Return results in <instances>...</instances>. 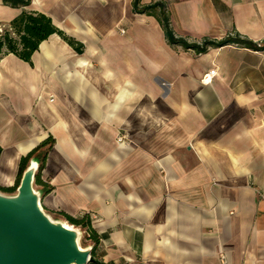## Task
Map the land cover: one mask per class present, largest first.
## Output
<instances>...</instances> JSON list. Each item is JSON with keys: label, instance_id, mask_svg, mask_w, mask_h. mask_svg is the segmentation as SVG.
Listing matches in <instances>:
<instances>
[{"label": "crops", "instance_id": "1", "mask_svg": "<svg viewBox=\"0 0 264 264\" xmlns=\"http://www.w3.org/2000/svg\"><path fill=\"white\" fill-rule=\"evenodd\" d=\"M156 1L189 43L264 44V0ZM24 9L81 50L55 33L0 60V185L52 136L43 205L90 213L102 264H264V48L170 45L133 0H0V25Z\"/></svg>", "mask_w": 264, "mask_h": 264}, {"label": "water", "instance_id": "2", "mask_svg": "<svg viewBox=\"0 0 264 264\" xmlns=\"http://www.w3.org/2000/svg\"><path fill=\"white\" fill-rule=\"evenodd\" d=\"M39 165L37 158L30 160L15 194L0 192V264H86L88 257L95 262L94 245L79 244L80 229L45 211L43 190L34 187Z\"/></svg>", "mask_w": 264, "mask_h": 264}, {"label": "trees", "instance_id": "3", "mask_svg": "<svg viewBox=\"0 0 264 264\" xmlns=\"http://www.w3.org/2000/svg\"><path fill=\"white\" fill-rule=\"evenodd\" d=\"M6 5L11 7L26 8L30 6L31 0H3ZM142 0H133V9L138 13H146L155 16L165 32V36L170 45H181L186 49H194L198 54L205 53L210 47H221L229 44H237L239 46L260 49L264 48V44L259 46L256 42L242 36L239 33H234L221 40L215 41L211 39H204L201 43H189L185 38L177 37L172 27L170 14L167 5L163 1H156L153 4L144 6ZM13 32L5 30L0 35V60L5 54L14 53L19 58L31 62L33 53L39 48L40 44L49 38L52 34H59L70 45L77 50H81L79 43L72 37H69L62 30H60L54 23L50 16L45 13L31 11L24 9L22 14L16 18L10 25ZM55 139L49 136L42 141L37 147L30 151L26 156H23L20 163L19 175L14 186H1L0 190L13 194L17 192V188L22 179L23 173L26 170L30 160L37 158L39 160V169L36 175L35 184L43 188V192L51 191V185L42 177V172L46 166L49 151L54 145ZM2 147L0 146V154ZM61 215L70 224L80 227L86 231L87 239L93 242L94 248L92 255L95 258L96 264H102L96 255V248L100 243L101 236L93 226L90 213H83L82 215L73 216L65 211H51Z\"/></svg>", "mask_w": 264, "mask_h": 264}, {"label": "rangeland", "instance_id": "4", "mask_svg": "<svg viewBox=\"0 0 264 264\" xmlns=\"http://www.w3.org/2000/svg\"><path fill=\"white\" fill-rule=\"evenodd\" d=\"M34 187L36 190H39L40 187L37 186L36 184H34ZM1 193L3 194H9V193H5L3 191L0 190ZM15 194V193H13ZM42 205H43V195H44V192H42ZM44 207V205H43ZM45 211L55 220H62V221H65L68 223V221H66V219H64L61 215L57 214V213H53L51 211H48L45 207H44ZM76 227V226H75ZM80 229V238H79V244L81 245L82 248H89L92 244H90V240H88L86 237H87V234H86V231L83 230L82 228L78 227Z\"/></svg>", "mask_w": 264, "mask_h": 264}, {"label": "built area", "instance_id": "5", "mask_svg": "<svg viewBox=\"0 0 264 264\" xmlns=\"http://www.w3.org/2000/svg\"><path fill=\"white\" fill-rule=\"evenodd\" d=\"M7 29L13 32V28L11 26L0 25V35H2ZM215 74H216V69L210 70L208 73L204 75L203 81L211 82ZM118 140L120 142H125L127 141V138L126 136H120ZM86 264H96V263L93 261H89V257H88V262Z\"/></svg>", "mask_w": 264, "mask_h": 264}, {"label": "bare ground", "instance_id": "6", "mask_svg": "<svg viewBox=\"0 0 264 264\" xmlns=\"http://www.w3.org/2000/svg\"><path fill=\"white\" fill-rule=\"evenodd\" d=\"M33 167H36V163H33ZM66 224V223H65Z\"/></svg>", "mask_w": 264, "mask_h": 264}]
</instances>
